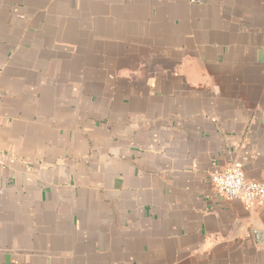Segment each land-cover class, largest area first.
I'll return each instance as SVG.
<instances>
[{"label": "crops", "instance_id": "1", "mask_svg": "<svg viewBox=\"0 0 264 264\" xmlns=\"http://www.w3.org/2000/svg\"><path fill=\"white\" fill-rule=\"evenodd\" d=\"M264 0H0V264H264Z\"/></svg>", "mask_w": 264, "mask_h": 264}, {"label": "built area", "instance_id": "2", "mask_svg": "<svg viewBox=\"0 0 264 264\" xmlns=\"http://www.w3.org/2000/svg\"><path fill=\"white\" fill-rule=\"evenodd\" d=\"M211 183L216 191L225 198L239 199L246 207H254L264 200V180L247 179L239 164L212 173Z\"/></svg>", "mask_w": 264, "mask_h": 264}]
</instances>
